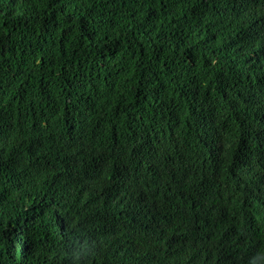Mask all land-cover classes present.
<instances>
[{"label": "trees", "instance_id": "1", "mask_svg": "<svg viewBox=\"0 0 264 264\" xmlns=\"http://www.w3.org/2000/svg\"><path fill=\"white\" fill-rule=\"evenodd\" d=\"M0 264H264V0H0Z\"/></svg>", "mask_w": 264, "mask_h": 264}]
</instances>
